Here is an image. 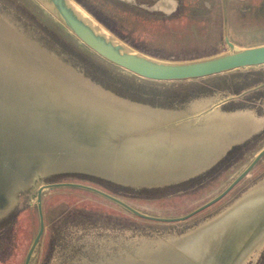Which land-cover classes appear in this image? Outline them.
<instances>
[{
    "label": "rangeland",
    "instance_id": "374dc122",
    "mask_svg": "<svg viewBox=\"0 0 264 264\" xmlns=\"http://www.w3.org/2000/svg\"><path fill=\"white\" fill-rule=\"evenodd\" d=\"M75 1L118 38L161 60L185 61L225 53L229 50L225 33L235 49L264 44V0H225L226 23L222 0ZM0 46V264H23L38 230L35 194L41 185H87L140 213L169 217L193 210L223 187L221 178H215L216 168L199 179L210 181L197 187L116 185L105 176L102 167L109 162L100 156L89 162L57 156L54 116L48 117L44 103L65 100L70 88L74 94L75 89L82 92L87 101L130 100L152 105L203 98L218 101L219 74L179 81L140 78L88 49L35 0H0ZM34 89L46 93L43 102L37 100ZM223 90L221 96L230 93L229 87ZM42 109L47 114L40 120ZM12 116L30 119L40 127V147L34 146L41 140L28 131H24L28 132V149H24L27 144L21 135L19 147L9 144L13 140L3 143L6 136L17 139L9 127ZM22 148L25 151L12 159L10 154ZM236 195L237 190L205 212L221 214ZM41 206L44 231L30 264H215L214 251L221 246L209 244L208 239L222 244L233 232L224 235L218 224L212 236L201 237L207 242L199 248L196 236L175 235L191 220L154 223L95 192L71 186L44 189ZM256 239L250 238L248 247L237 244L239 251L231 263L264 264V247H258Z\"/></svg>",
    "mask_w": 264,
    "mask_h": 264
},
{
    "label": "crops",
    "instance_id": "0c3cea01",
    "mask_svg": "<svg viewBox=\"0 0 264 264\" xmlns=\"http://www.w3.org/2000/svg\"><path fill=\"white\" fill-rule=\"evenodd\" d=\"M60 86L65 92L66 88ZM72 91V89L68 91L69 95L65 100L44 101L46 93L35 90L37 100L41 99L45 105L47 104L49 117L54 116L53 137L57 135L55 138L57 156L59 154L68 156L71 161L74 160V157H77L76 161L78 159L79 161H88L100 156L102 161L105 159L109 162L106 163L105 169L102 167L105 176L116 185H150L153 186V189H160L191 184L192 181L199 180L213 169L231 148L251 136V131H247L244 127L240 130L243 133L239 134L237 131L233 121L235 109L230 106L229 101H224L223 106L214 105L207 98L199 101H167V103L156 101L153 102V105L135 101H87L81 97L82 93L74 91L76 93L74 94ZM74 97L79 98L80 101H74ZM59 111H64L66 114ZM42 112L39 115L40 120L47 114L44 109ZM243 115L247 116L245 110ZM160 120L161 122H159ZM67 121L68 123H66ZM9 124L17 139L6 136L1 140H4L3 143L13 140L9 144L14 147H19V135L27 144L24 149L30 147L28 132L37 137L40 135V129H38L40 127L34 126L30 119L17 120L13 118ZM75 127L76 129H74ZM21 130H23L22 133L17 132ZM41 142L43 141H36L34 147H40ZM24 149L11 153V158L14 159L13 155H17V153L18 156L21 155L25 151ZM7 152L9 154V150ZM18 156L17 170H19ZM190 170L191 172H189ZM2 209L0 208V216H2ZM236 236L239 239L242 237L241 241H245L248 237L247 234L241 237L239 234H230L228 241H233ZM237 252L235 248V252L229 254L233 256L232 259L237 255ZM232 261L225 264H232ZM220 262L222 264V261H217L215 264H220Z\"/></svg>",
    "mask_w": 264,
    "mask_h": 264
},
{
    "label": "flooded vegetation",
    "instance_id": "af4514ba",
    "mask_svg": "<svg viewBox=\"0 0 264 264\" xmlns=\"http://www.w3.org/2000/svg\"><path fill=\"white\" fill-rule=\"evenodd\" d=\"M219 76V88H217L216 92L220 95V98H218V101L212 102L214 104L217 103V106H223L224 101H229L230 106L235 109L233 121L235 122L237 131L239 133H243V131H240L243 127L246 129L249 128L248 130L251 131V136L239 145L231 148L223 159L215 167H213V169L216 168L215 171H217V173H215V175L217 174L215 178H221V181H223V187L220 188L214 195L209 196L193 210L175 217L153 213V218L178 219L185 217L184 219L173 222H162L155 219L147 220L153 221L154 223H174L191 220L188 226L179 230V233H175V235L177 234L178 236H183L184 238L187 236H196L198 238L197 244H199V248L207 242L205 239L202 242L203 238L201 237L203 235L212 236L211 233H214L220 227H223L224 235H226V232L233 231L231 233L232 235L239 234L241 237L242 235L247 234L249 237H245L246 242H239L242 237L239 239V237L236 236L233 238V241L227 240L222 244L215 242L213 238L208 239V243L212 244L213 242L215 247L225 245L235 249L237 244H242V247L247 245L248 247L250 238L252 239L254 236L257 237L256 240L260 243L257 244V246L259 245L258 247H261L263 245L264 247V243H262L264 242V64L232 70L229 71L228 74L221 73ZM227 76H229V79H226ZM225 87H229L230 93L227 96H221V94L224 93L223 88ZM244 110L246 111L247 116L243 115ZM209 181L210 178H203L200 181L197 180L191 184L197 187L202 186ZM228 187L230 188L227 192L216 201L194 212L198 208L211 202ZM261 187L262 189H260ZM236 190V197L221 211V214L220 211L205 212V210L212 208L218 202H222L227 196L232 195V192H236ZM126 210L129 211L128 209ZM201 212H205L204 215L198 216ZM217 218H219L218 221H216ZM212 225V230L209 233H206ZM169 242L167 243H175ZM175 244H178V242Z\"/></svg>",
    "mask_w": 264,
    "mask_h": 264
},
{
    "label": "water",
    "instance_id": "95a60500",
    "mask_svg": "<svg viewBox=\"0 0 264 264\" xmlns=\"http://www.w3.org/2000/svg\"><path fill=\"white\" fill-rule=\"evenodd\" d=\"M35 1L39 3L40 6H42L53 18H55L65 29H67L88 49L93 51L104 60L140 78L156 81L191 80L264 64V44L235 49V46L230 42L226 33L224 34L223 39L226 45L229 47V50L225 53L185 61H168L157 59L136 50L134 47L118 38L92 14L80 6L75 0ZM222 2L224 23H226L225 0H222ZM61 186H71L90 190L122 205L133 214L142 218L150 220L155 219L162 222H173L185 218H153V216L138 212L114 196L87 185L68 182L44 184L39 186L35 194L39 225L37 233L27 251L23 264L31 263L34 252L38 247L39 239L44 231V221L41 206L42 191L47 188ZM229 188L230 187H228L211 202L198 208L194 212L216 201L218 198L224 195ZM221 247L216 249V252L214 251L216 259L218 261H222V264L233 260L232 255H229V253L232 252L233 254L235 249L225 245Z\"/></svg>",
    "mask_w": 264,
    "mask_h": 264
},
{
    "label": "bare ground",
    "instance_id": "6f19581e",
    "mask_svg": "<svg viewBox=\"0 0 264 264\" xmlns=\"http://www.w3.org/2000/svg\"><path fill=\"white\" fill-rule=\"evenodd\" d=\"M1 47V46H0ZM3 49V48H2ZM5 49V48H4ZM4 49H3V51H4ZM11 49H12V47H11ZM10 50V49H9ZM6 51V50H5ZM4 51V52H5ZM12 51V50H11ZM22 51V50H21ZM8 54V53H7ZM14 56V55H13ZM28 56V55H27ZM44 57H45V55H44ZM35 58V57H34ZM40 58V57H39ZM22 60V59H21ZM24 61V60H23ZM37 63V62H36ZM39 63V62H38ZM8 64V63H7ZM36 65V64H35ZM11 66V65H10ZM37 68V67H36ZM4 69V68H3ZM29 69V68H28ZM44 70V69H43ZM46 70V69H45ZM17 71V70H16ZM28 71V70H27ZM29 71H31V70H29ZM28 71V72H29ZM32 72V71H31ZM18 74V73H17ZM46 74H47V72H46ZM31 75V74H30ZM11 76V75H10ZM54 76V75H53ZM68 82V81H67ZM45 83V82H44ZM43 83V84H44ZM69 83V82H68ZM45 86V85H44ZM44 86H42V87H44ZM49 86V85H48ZM46 87V86H45ZM50 89H52V88H50ZM71 89V88H70ZM53 90H54V87H53ZM76 91L78 90V89H75ZM79 92V91H78ZM51 93V92H50ZM82 93V92H81ZM55 94V93H54ZM64 97H65V95H64ZM87 97V96H86ZM75 98V97H74ZM72 99V98H71ZM92 99V98H91ZM31 100H33V99H31ZM130 101V100H129ZM211 102V101H210ZM217 104V103H216ZM47 105V104H46ZM128 105V104H127ZM215 105V104H214ZM69 108V107H68ZM70 109V108H69ZM69 109H67V110H69ZM141 109V108H140ZM60 110V109H59ZM63 110V109H62ZM66 110V111H67ZM72 110V109H71ZM77 110V109H76ZM146 110V109H145ZM201 110V109H200ZM51 111V110H50ZM52 111H54V110H52ZM152 111V110H151ZM174 111V110H173ZM197 111H199V110H197ZM216 111V110H215ZM214 111V112H215ZM59 112H63V113H65L66 114V112H64V111H59ZM81 112H82V110H81ZM179 112V111H178ZM212 112V111H211ZM71 113V112H70ZM80 113V112H79ZM156 113V112H155ZM160 113V112H159ZM58 114V113H57ZM68 114V113H67ZM76 114V113H75ZM209 114V113H208ZM207 114V115H208ZM232 114V113H231ZM70 115V114H69ZM215 115V114H214ZM217 115V114H216ZM215 115V116H216ZM62 116V115H61ZM71 116H72V114H71ZM76 116H77V114H76ZM81 116V115H80ZM85 116V115H84ZM200 116V115H199ZM206 116V115H205ZM221 116V115H220ZM228 116V115H227ZM226 116V117H227ZM253 116V115H252ZM49 117V116H48ZM74 117H75V115H74ZM87 117H89V116H87ZM166 117V116H165ZM191 117V116H190ZM14 118V117H13ZM50 118V117H49ZM59 118V117H58ZM63 118V117H62ZM185 118V117H184ZM201 118V117H200ZM204 118V117H203ZM54 119V118H53ZM68 119V118H67ZM73 119V118H72ZM71 119V120H72ZM89 119V118H88ZM88 119H87V121H88ZM224 119V118H223ZM66 120V119H65ZM70 120V121H71ZM80 120V119H79ZM82 120V119H81ZM92 120V119H91ZM104 120V119H103ZM193 120H194V118H193ZM63 121V120H62ZM73 121V120H72ZM83 121H84V119H83ZM100 121V120H99ZM106 121V120H105ZM163 121V120H162ZM57 122H59V121H57ZM90 122H92V121H90ZM89 122V123H90ZM159 122H161V120L159 121ZM165 122V121H164ZM61 123V122H60ZM66 123H68V121L66 122ZM65 123V124H66ZM84 123V122H83ZM106 123V122H105ZM57 124V123H56ZM85 124H86V122H85ZM100 125H101V123H99ZM98 124V125H99ZM197 124V123H196ZM105 125V124H104ZM198 125V124H197ZM67 127H68V125H66ZM77 126H79V125H77ZM90 126V125H89ZM92 126V125H91ZM163 126V125H162ZM171 126H173V125H171ZM232 126V125H231ZM63 127H65V126H63ZM72 127V126H71ZM71 127H70V129H71ZM106 127V126H105ZM127 127V126H126ZM57 128V127H56ZM78 128V127H77ZM215 128V127H214ZM220 128V127H219ZM74 129H76V127L74 128ZM84 129V128H83ZM104 129V128H103ZM217 129V128H216ZM227 129V128H226ZM225 129V130H226ZM237 129V128H236ZM249 129V128H248ZM248 129H247V131H248ZM68 131H70L69 129H67ZM82 130V129H81ZM80 130V131H81ZM189 130V129H188ZM191 130V129H190ZM193 130V129H192ZM205 130V129H204ZM207 130V129H206ZM220 130V129H219ZM227 130H229V129H227ZM239 130V129H238ZM87 131V130H86ZM148 131V130H147ZM207 131H209V130H207ZM71 132V131H70ZM94 132V131H93ZM145 132V131H144ZM152 132V131H151ZM69 133V132H68ZM73 133H75L76 134V132H73ZM140 133H142V132H140ZM136 134V133H135ZM240 134V133H239ZM92 135V134H91ZM237 135V134H236ZM73 137H74V135H72ZM79 136V135H78ZM88 136V135H87ZM80 137V136H79ZM88 137H90V136H88ZM134 137V136H133ZM137 137V136H136ZM130 138H132V137H130ZM77 139H78V137H77ZM81 139V138H80ZM88 139V138H87ZM96 139H99V138H96ZM182 139V138H181ZM127 140V139H126ZM126 140H125V142H126ZM79 141V140H78ZM81 141V140H80ZM119 141V140H118ZM233 142V141H232ZM235 142V141H234ZM87 143V142H86ZM121 143V142H120ZM88 144H90V143H88ZM225 146V145H224ZM228 148V147H227ZM226 150V149H225ZM223 153V152H222ZM221 156V155H220ZM55 160V159H54ZM74 161V160H73ZM82 161V160H81ZM89 162V161H88ZM75 163H77V162H75ZM73 164V163H72ZM85 164V163H84ZM83 165V164H82ZM93 165V164H92ZM91 165V166H92ZM102 166H104V165H102ZM101 166V167H102ZM106 167V166H105ZM105 167H104V169H105ZM201 167V166H200ZM198 168V167H197ZM196 168V169H197ZM203 168V167H202ZM50 169V168H49ZM93 169V168H92ZM194 169V168H193ZM94 171H97V170H94ZM117 171V170H116ZM120 171V170H119ZM48 172V171H47ZM189 172H191V170L189 171ZM112 173H114V172H112ZM180 175V174H179ZM127 176V175H126ZM176 176V175H175ZM173 177V176H172ZM132 178V177H131ZM135 178H137V177H135ZM145 178V177H144ZM174 178V177H173ZM152 179V178H151ZM132 185H134V184H132ZM150 186V185H149ZM264 186V185H263ZM264 188V187H263ZM260 189H262V187L260 188ZM264 191V190H263ZM257 192H259V191H257ZM256 192V193H257ZM253 195V194H252ZM251 196V195H250ZM243 200V199H242ZM3 213V212H2ZM240 228V227H239ZM255 229V228H254ZM239 230V229H238ZM253 231V230H252ZM210 237V236H209ZM249 237V236H248ZM238 240V239H237ZM178 242V241H177ZM246 242V241H245ZM235 243V242H234ZM244 244V243H243ZM242 247V246H241ZM236 248V247H235ZM173 251H174V249H172ZM237 251H239V250H237ZM177 252V251H176ZM177 254V253H176ZM179 254V253H178ZM177 254V255H178ZM181 254V253H180ZM230 254V253H229ZM231 254H232V252H231ZM236 254V253H235ZM172 255H174V252H173V254ZM182 255V254H181ZM244 255V254H243ZM170 256V255H169ZM233 257V256H232ZM235 257V256H234ZM236 257H237V255H236ZM171 259H172V257H171ZM187 259V258H186ZM236 260V258L234 259V261Z\"/></svg>",
    "mask_w": 264,
    "mask_h": 264
},
{
    "label": "trees",
    "instance_id": "16d2710c",
    "mask_svg": "<svg viewBox=\"0 0 264 264\" xmlns=\"http://www.w3.org/2000/svg\"><path fill=\"white\" fill-rule=\"evenodd\" d=\"M83 6H85V5H83ZM221 11V10H220ZM92 14V13H91ZM93 16H95L94 14H92ZM96 17V16H95ZM100 21V20H99ZM103 25H105V24H103ZM106 26V25H105Z\"/></svg>",
    "mask_w": 264,
    "mask_h": 264
}]
</instances>
